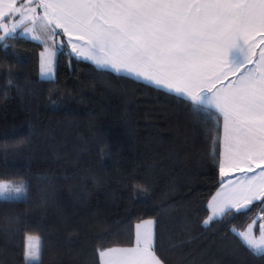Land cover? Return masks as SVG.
<instances>
[{"label":"trees","instance_id":"obj_1","mask_svg":"<svg viewBox=\"0 0 264 264\" xmlns=\"http://www.w3.org/2000/svg\"><path fill=\"white\" fill-rule=\"evenodd\" d=\"M58 31L54 80L40 75L43 45L19 34L0 42V180L28 185L26 199L0 201V245L21 246L27 232L43 247L130 246L134 226L148 218L159 248L233 238L253 220L257 230L259 201L201 226L223 180L210 122L187 101L77 57ZM161 256L264 264L241 242ZM41 260L99 264L88 254L42 252ZM0 264H23L22 251L0 249Z\"/></svg>","mask_w":264,"mask_h":264},{"label":"snow or ice","instance_id":"obj_2","mask_svg":"<svg viewBox=\"0 0 264 264\" xmlns=\"http://www.w3.org/2000/svg\"><path fill=\"white\" fill-rule=\"evenodd\" d=\"M17 2L0 0V6H13L8 13L0 7V42L14 38L25 17L33 24L31 31L39 22L49 38L59 37L57 30H62L73 52L77 45L71 37L87 45L97 67L142 78L187 101L210 122L221 177L231 175L226 169L244 176L237 178L239 196L226 199L218 215L202 221L203 228L233 210L247 213L257 201L264 213V0H23L36 5L27 9L23 3L14 7ZM15 13L16 22L5 31ZM28 39L46 44L39 34ZM54 48L53 57L63 53L64 45ZM54 70L55 60L51 80ZM256 169V176L247 175ZM225 182L231 184L222 180L221 187ZM27 193V184L0 180V201L26 199ZM155 224H136L130 246L98 247L99 264H169L159 254ZM259 230L264 235V223ZM235 234L253 254H264V240L258 244L245 233ZM42 250L41 237L25 232L23 264H42Z\"/></svg>","mask_w":264,"mask_h":264},{"label":"crops","instance_id":"obj_3","mask_svg":"<svg viewBox=\"0 0 264 264\" xmlns=\"http://www.w3.org/2000/svg\"><path fill=\"white\" fill-rule=\"evenodd\" d=\"M22 3H23V7L25 9L36 7L35 4H27V3H24L23 0H18L17 4L14 7L20 8ZM0 7L3 8V11L5 13H8L9 12V8L10 7H13V6L12 5H9V4H4L3 6H0ZM41 12H42V10L37 9V14H40ZM29 14H28L29 16L32 15L31 13H29ZM18 15H19L18 13H15V14H11L10 15L9 20L7 21L8 25H9V28H11L12 27V24L16 22ZM37 24L39 25V22H37ZM29 25H33L32 22H31V20L28 19L27 17L23 18L22 23L18 27L16 34L22 35L23 37L26 38V36L23 35L22 33H23L24 29L26 27H28ZM45 35H47L48 39H51V40L53 39V41H54V44L53 45L54 46L56 44H61L62 43V40H61L60 36L59 37H51V38H49V36H48L47 33H45ZM64 37H65V41L67 42V44L70 46V49H71L72 45L68 43L70 37L67 36V35H64ZM71 39L74 40L75 37L73 36V37H71ZM262 47H264V46H262ZM53 50L55 51V48L54 47H53ZM43 52H44V49L42 50V52L40 54V75L43 78H48V75L50 73H52L53 67L51 68L48 65V72H47L48 74H44V67H43V61H42ZM74 54L77 57H79L81 59H84V60H87V61L93 63L94 65H96V62L94 60L87 59V58H83V57L79 56L76 52H74ZM49 60L50 59H48V64H50V61ZM53 60H55V57H53ZM101 68H105V69L111 70V68L109 66H105V67H101ZM112 71H114V70H112ZM121 74H123V73H121ZM128 76H130V75H128ZM140 80L144 81L142 78ZM227 82L228 81L225 80L223 83L227 84ZM253 167H255V165H253ZM226 171H230L231 172V175L228 176V177H223V181L231 180V184L225 182L223 187H221V185H220L219 188L214 193V195L212 196V198L210 199L209 204H208V207H209V210H210V213H211L212 216L219 214V211L223 207L224 202H225L226 199H228L229 197L235 198V197L239 196L237 178L238 177L243 178L244 173H241L238 170H230V169H226ZM259 172H260V169H256L255 172L247 173V175H249V176H256ZM213 197H216V198L213 199ZM234 238L237 240L235 242H241V240H240V238L238 236H236ZM234 238H232V239H234ZM253 239H254V241L256 243L259 244L261 240H264V236H261L260 232H255L254 231V238ZM43 248L44 249L42 250V252H52V250L51 251H50V249L48 250V247L47 248L46 247H43ZM169 250H170V252H172L170 248H159V254L160 255L165 254ZM85 252H86L85 254L97 256L96 249H87V250H85Z\"/></svg>","mask_w":264,"mask_h":264},{"label":"rangeland","instance_id":"obj_4","mask_svg":"<svg viewBox=\"0 0 264 264\" xmlns=\"http://www.w3.org/2000/svg\"><path fill=\"white\" fill-rule=\"evenodd\" d=\"M32 28H33V25H29L28 27H26L24 29L22 34L25 35L26 38L29 36H34V35L39 34V35H41V38L46 41V44L43 45L44 52L42 55V61H43V67H44V74H48L47 73L48 72V65L51 68L53 67V52H54V50H53L54 45L53 44H54V41H53V39L52 40L48 39L47 35H45V32L43 30L39 29L38 24H37L36 31H31ZM20 36H22V35H20ZM73 43H75L77 45L76 53L79 56H81L83 58H87V59H92L95 61V57L92 56V53L89 51L87 45L83 41H77L74 39ZM71 50H72V47H71ZM73 54H74V52H73ZM48 59H50L49 60L50 64H48ZM12 182H15V183H13L15 185L19 184V181H12ZM145 220H153V219L148 218ZM138 223H140V222H138ZM260 223H264V217L260 220ZM259 224H258L257 230L255 229V226L253 225V223H251L246 228V230H244L243 232H239V233H245L246 235L254 238V231L260 232ZM142 227H143V225H142ZM260 234H261V232H260ZM261 236H264V235L261 234ZM235 241H237L235 238L234 239L227 238V239H221V240L213 241V242H201V243H197V244L180 245V246H173V247H167V248H170L172 252H180V251H184L186 249H195V248H199V247H207V246H213V245H224V244H229V243L231 244V243H235ZM261 247L264 248V245H261ZM22 248H23V245H21V246L5 245V244L0 245V249H3V250L18 249V250L22 251ZM49 249H50V251L52 250V253H57V254H62V255L63 254L85 255V253H86L85 252L86 249H82V248L48 247V250ZM167 253H170V250Z\"/></svg>","mask_w":264,"mask_h":264},{"label":"clouds","instance_id":"obj_5","mask_svg":"<svg viewBox=\"0 0 264 264\" xmlns=\"http://www.w3.org/2000/svg\"><path fill=\"white\" fill-rule=\"evenodd\" d=\"M18 179H19V184H25V185L27 184V181L23 177H19ZM12 183H15V182H12Z\"/></svg>","mask_w":264,"mask_h":264},{"label":"water","instance_id":"obj_6","mask_svg":"<svg viewBox=\"0 0 264 264\" xmlns=\"http://www.w3.org/2000/svg\"><path fill=\"white\" fill-rule=\"evenodd\" d=\"M5 23H6L5 31H7V30L10 29V28H9V25H8L7 21H6ZM0 35H3V32H0Z\"/></svg>","mask_w":264,"mask_h":264}]
</instances>
